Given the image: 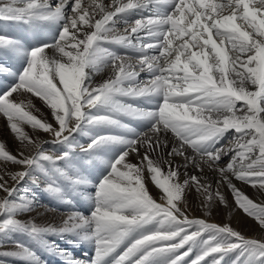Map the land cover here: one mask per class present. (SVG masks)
<instances>
[{"label": "snow or ice", "instance_id": "1", "mask_svg": "<svg viewBox=\"0 0 264 264\" xmlns=\"http://www.w3.org/2000/svg\"><path fill=\"white\" fill-rule=\"evenodd\" d=\"M134 11L148 14L129 24L125 14ZM119 20L126 25L122 33ZM0 22L51 36L50 42L26 45L0 30V54L20 64L13 71L0 63L6 74L0 81V115L25 148L35 149L33 155H13L0 143V160L22 168L10 178L20 183L39 171L47 178L45 190L64 199L68 193L59 180L77 192L92 183L90 169L104 166L95 194L87 197L90 214L73 213L58 229L16 219L30 211L32 201L18 202L17 189L0 175L6 194L0 198V235L27 234L64 264H227L229 256L232 264H264V239L190 218L186 206L192 189L206 207L227 204L220 190L226 186L236 206L264 229V203L233 183L234 178L264 190V0H0ZM108 44L133 55L111 51ZM108 67L113 76L94 85L93 75ZM142 72L149 78L140 80ZM14 93L40 98L56 126L27 111L31 105L14 99ZM23 124L50 133L51 143L62 145L60 154H46ZM90 133L86 145L76 142L77 134ZM169 133L175 144L165 157L161 150L168 147ZM226 136L228 142L221 143ZM130 153L140 157L138 163L127 159ZM175 156L201 175L181 173ZM43 162L51 165V174ZM205 166L219 178L215 189L203 175ZM145 171L161 202L149 194ZM49 233L71 236L74 246L92 245L94 255L82 260L57 250L45 239ZM0 255L40 264L19 242L16 251Z\"/></svg>", "mask_w": 264, "mask_h": 264}, {"label": "bare ground", "instance_id": "2", "mask_svg": "<svg viewBox=\"0 0 264 264\" xmlns=\"http://www.w3.org/2000/svg\"><path fill=\"white\" fill-rule=\"evenodd\" d=\"M50 2L55 4L56 0H50ZM104 2H105V4H111L112 0H104ZM147 14L148 13L146 11H134V12H130L128 14H125V18L127 19L128 23L131 24V22L134 19L139 18L141 16H146ZM125 26L126 25L124 24L123 20L118 21L117 28L121 31V33L123 32V28ZM0 30H2L3 33L6 35L13 36L14 38L20 39L26 45H31V44L36 43V42H50L51 41V36L48 33H46V35H43L44 33L43 34L40 33V34H37L36 36H33L30 31L27 32V39H25L24 37H26V36L22 37L20 35L19 31L16 30L14 24H9V23H5V22H0ZM30 35H32V37L29 38ZM105 47H108L111 51H115L118 54L127 53L128 55H133V53H131L130 50H128V49H126L120 45L108 44V45H105ZM47 51L49 52V55L52 54L51 49H48ZM108 74L113 75V70L111 67L103 68L100 72L95 73L93 75V84L98 85L102 81L101 79ZM149 75L150 74L147 72H142V73H140L139 79L140 80H146L149 78ZM28 97H30L31 99L36 98V100L39 103V107H41V109L43 110V112L46 115V119H48L49 123L53 124V126L55 127L56 122L53 119L51 109L40 98H37L35 96H31L30 94H28ZM129 101L130 100H128L127 102H129ZM129 103H131V101ZM139 105L140 104H137V105L134 104V106H139ZM147 107L145 106V108H147ZM149 108H151V107H149ZM3 119L6 120L5 117H3ZM124 122L132 124L131 121H127L125 119H124ZM140 128L141 129H138V130H144L142 127H140ZM34 133H36V135L34 134V136L37 137L34 142L40 143L42 145V150L46 154L55 155V153L53 152L54 149L55 148L60 149L61 145L51 143V141L53 140V136L50 133L40 131L39 129L35 130ZM91 134H93V133H90L89 135L77 134L76 135V142L78 144L85 145L84 142H86V141L89 142ZM13 141H14V138H13ZM45 142H47V143H45ZM227 142H228V137L226 136L224 141H223V144H226ZM13 143H14L13 146L15 144L18 145L16 141ZM167 144H168V147L166 149L161 150L165 157H166L167 151H169L171 149V147L174 146V144H175V139L171 133H169L167 136ZM21 151H23L25 155L35 154L34 148H31V147L25 148L24 146H19V145L14 146V155H18ZM140 151H141V153H143L144 148L141 147ZM187 154L191 155V150H189ZM152 155H153V158L156 157L155 153H153ZM127 159L132 163H138L140 160V157L137 156L135 153H130V155ZM171 159H172L174 164L181 166L180 167L181 173L187 172L188 175H192V174H195L198 176L201 175L200 172L196 171L191 166H189V167H187V169H185L183 167V165H184L183 157L175 156V157H172ZM227 159H228V157H225L224 161L226 162ZM0 166L5 167V171H6L5 175L7 178L10 179V183H8V186L9 187H15L17 189V192L14 194V198L17 199L18 202L21 200V198H27V199H30L32 201L30 211L18 213L17 216L15 217L16 219H18L24 223H36V225H40L39 227H53V228H57V229L60 227H63L64 221L67 220L68 217L73 213H68L69 210L68 211L63 210L64 212H61V211L58 212V210L56 211V210H54L55 208L52 209L48 205L50 202L47 203V201L44 199V195L41 192L40 182H38V180L35 178V175L39 174L38 172L33 173L32 177L25 178L24 181L17 183L10 178V174L22 170L21 166L12 164L10 162H5L2 160H0ZM166 170L167 169L165 168V171ZM3 172L4 171H2V173ZM203 175L208 178V180L210 181L209 183H211L213 189H215L216 188V182L219 179L218 176L216 175V173L214 171L209 170L205 166ZM184 178H185L184 175H181V177H180L181 181H183ZM144 182H145V185L149 191V194L154 199H156L157 202H161L159 199L161 192L153 184V182L151 181L150 176H149L147 171L144 172ZM233 183L236 184V186L238 188H239V186H242L240 188L244 189V186H246L244 184L239 183V181L234 180V178H233ZM220 190L223 193H225L227 195V197H229L231 194V190L228 189L226 186H221ZM241 191H243V190H241ZM5 195L6 194L3 191H0V198H3ZM202 199L203 198L200 196L199 193H197L195 191V189H192L191 191L186 192V206L188 208L187 214L189 215L190 218H202V219L208 220L209 222L217 223V224H221V225L228 224L233 229H235L236 231H238L242 235H244L246 238L264 239V229H262L255 220H252L253 224L244 221L242 218H243V215L245 213L242 210H240L236 206V204L233 205L232 202L230 203L231 200L229 198H228V202H227L228 207L226 208V210H224V209L221 210L220 208H224V207L223 206H220V207L217 206L216 202H213L211 204V207H206L202 203ZM238 210L241 213V217L237 215ZM83 215H86V214H83ZM0 219H2V217H0ZM244 219H246V218H244ZM60 238L61 237L58 238V236H56L55 234H52V237L49 238L47 241L50 244H52L53 246H55V248L57 250H62V248H60L58 246V242H59ZM17 242H19V243L29 247L30 249H32V251H34L36 256L38 257L40 264H49L47 262V260L46 261L43 260L41 254H40L41 252L38 251V247L35 246L36 244L34 245V242L32 240H30L27 237L20 236L19 234H16V233H11L7 237L4 235H0V253L16 251L17 250ZM0 264H23V262L17 258H14V257L0 255Z\"/></svg>", "mask_w": 264, "mask_h": 264}, {"label": "rangeland", "instance_id": "3", "mask_svg": "<svg viewBox=\"0 0 264 264\" xmlns=\"http://www.w3.org/2000/svg\"><path fill=\"white\" fill-rule=\"evenodd\" d=\"M14 25H15L16 30L19 31L20 35L22 37L26 36L24 38L27 39V32L28 31L26 30V26L16 25V24H14ZM31 33H32L33 36H36L37 34H40V33H33V32H31ZM41 34H43V33H41ZM32 35H30L29 38L32 37ZM43 35H46V33H44ZM0 63H6L7 66L10 67L13 71L17 70L20 67V64L16 60H13L10 57H4L2 54H0ZM112 76H113L112 74H108V75L104 76L101 79L102 81L99 84L103 83L105 80H107L109 77H112ZM4 79H6V74L0 73V81H3ZM8 79H10V77ZM14 94H13V98L16 99L17 101H23L25 105H29V104L31 105L30 107H26V110L27 111H30L31 114L37 116V118L41 119L42 121H46V122L49 123V120L46 119L45 113L43 112V110L41 109V107H39V103L36 100V98H32L31 99L30 97H28V94H26V93H23V94H15V95ZM130 101H131V103H133L135 105L140 104L139 105L140 107H145V106L146 107L148 106L147 108H149V107L152 108L153 107L152 105L143 104V103H141L138 100H136L134 102H133V100H130ZM124 119L127 120V121H131V123H132L131 125H133L134 127H138V129H141L140 126L138 125V122L137 121L130 120L129 118H124ZM22 127L24 128V131L27 132V134L32 138V140L35 141L36 138H37V137L34 136V134L36 135V133H34L35 130H33L27 124H23ZM40 131H42V130H40ZM13 138H14V141H13ZM15 141L17 142V144L19 146H23V144L11 132L10 128L8 127L7 120L3 119V117L0 115V143H4L5 144V147H6V150H8L13 155H14V146H18L16 144L13 146V144H14L13 142H15ZM223 141L224 140H222L221 143H223ZM87 143H88V141L84 142L85 145ZM61 148H62V145H61L60 149L55 148L54 151H53L55 153V155H52V156L55 157V156L59 155L60 154V151H61ZM79 162H80V157L77 156L76 159H75V161H74V163H76V165L79 166ZM43 163L45 164V167L47 169H49V172L51 174V165L48 164V162H43ZM59 166L60 167H64L63 162H60L59 163ZM103 168H104L103 165H99L98 164L96 166V169H90L89 172L87 173V175L89 176V179L92 181V183L89 184V185H87V186H85V187H82L77 192H71L70 189H69L68 183L65 182V181H63V180H59L58 182H59L61 188L66 193H68L65 196L64 199H58V198L54 197L53 195H51L49 192H47L45 190V185H46V182H47V178L45 177V175L43 173L37 171L39 174H36L35 175V178L38 180V182H40L41 192L44 195V199L47 201V203L50 202L48 205L52 209L55 208L54 210H56V211L58 210V212L59 211L64 212V211H68L69 210L68 213H76L77 212V213L89 215L90 212L92 211V203L90 202L89 199H87V197L95 194V187H94V185H95L97 179L99 178L100 171H102ZM97 169H99V170H97ZM0 171H1L0 172V175L5 176L4 179L7 180L8 183H10V179L7 178L6 175H5V173H6L5 167L0 166ZM2 171H4V172L2 173ZM239 183L246 185V186H244V189L243 188H240L242 186H239V189L243 190L242 192H244L248 197H250L251 199H253L257 203H264V190H260L257 187H251L248 184L242 183L240 181H239ZM223 194L225 195V198H226L227 202H228V198H229L231 200L230 203L232 202L233 205L235 204V201H234V199L232 197V194H230L229 197H227V195L225 193H223ZM214 202H216L217 206H219V207L220 206H223L224 207V208H220L221 210H223V209L226 210V208L228 207L227 204H222L219 201H214ZM237 212H238L237 215L241 217L240 211L238 210ZM246 216L247 215L244 214L242 219L244 221L248 222V223H252L253 224V221L252 220H254V219L251 218V217H248V216L246 217ZM244 218H246L247 220L244 219ZM37 226H40V225H37ZM16 234H19L20 236H24V237H27L30 240H32L34 242V245L36 244L35 246L38 247V251L41 252L40 254H41V256H42V258H43L44 261L47 260V262L49 264H64L63 258L61 256L57 255L56 252L49 251L48 248L45 245H43V244L39 243L38 241L34 240L33 238H31L27 234H22V233H16ZM56 236H58V238L61 237L59 239L58 246L60 248H62V250L65 249L71 255L73 254L72 256L75 255L74 256L75 258L82 259V260H88V259H90L94 255L93 246L92 245H89V244H86V243H79V244H76L74 246L73 243L70 242L73 239L71 236H69V235H63V236L62 235L61 236L60 235H56ZM51 237H52V234L49 233V234H47L45 236V239L48 240ZM193 255H194V253H193ZM232 258H233L232 256H229L228 258H226L227 264H232Z\"/></svg>", "mask_w": 264, "mask_h": 264}]
</instances>
